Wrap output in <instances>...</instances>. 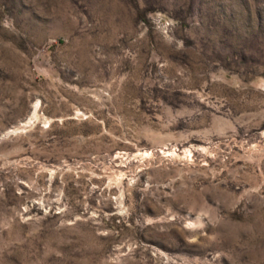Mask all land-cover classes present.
Here are the masks:
<instances>
[{"label": "rangeland", "instance_id": "rangeland-1", "mask_svg": "<svg viewBox=\"0 0 264 264\" xmlns=\"http://www.w3.org/2000/svg\"><path fill=\"white\" fill-rule=\"evenodd\" d=\"M0 264H264V0H0Z\"/></svg>", "mask_w": 264, "mask_h": 264}, {"label": "bare ground", "instance_id": "bare-ground-1", "mask_svg": "<svg viewBox=\"0 0 264 264\" xmlns=\"http://www.w3.org/2000/svg\"><path fill=\"white\" fill-rule=\"evenodd\" d=\"M35 113V112H34ZM24 124V123H23Z\"/></svg>", "mask_w": 264, "mask_h": 264}]
</instances>
